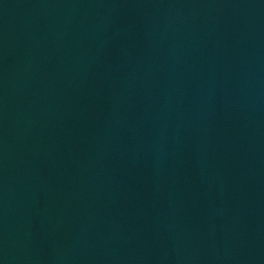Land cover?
I'll use <instances>...</instances> for the list:
<instances>
[{
  "label": "water",
  "instance_id": "95a60500",
  "mask_svg": "<svg viewBox=\"0 0 264 264\" xmlns=\"http://www.w3.org/2000/svg\"><path fill=\"white\" fill-rule=\"evenodd\" d=\"M0 264H264V0H0Z\"/></svg>",
  "mask_w": 264,
  "mask_h": 264
}]
</instances>
